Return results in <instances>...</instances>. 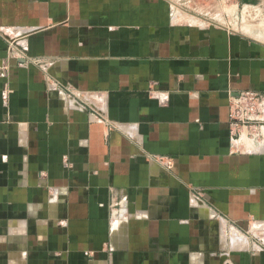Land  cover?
<instances>
[{"label":"crops","instance_id":"0c3cea01","mask_svg":"<svg viewBox=\"0 0 264 264\" xmlns=\"http://www.w3.org/2000/svg\"><path fill=\"white\" fill-rule=\"evenodd\" d=\"M261 37L170 0H0V264H264V149L229 126Z\"/></svg>","mask_w":264,"mask_h":264},{"label":"built area","instance_id":"2783aa9c","mask_svg":"<svg viewBox=\"0 0 264 264\" xmlns=\"http://www.w3.org/2000/svg\"><path fill=\"white\" fill-rule=\"evenodd\" d=\"M170 2L172 4V19L176 23L211 22L225 26L230 30L233 28L224 22L227 14L234 16L239 7H242L244 12L254 11L261 7L242 0H170ZM203 3L208 4L202 6ZM203 7H206L207 11ZM223 13H226L225 17H223ZM188 16H193L197 20H191ZM15 44L16 42L12 40L8 41L7 56L9 58L21 56H14V52L11 51L10 47ZM7 71V62L0 63V77H6ZM229 126L232 142L237 145L239 151L255 153L264 149V92L245 90L232 95ZM150 159L167 170L174 167V162L164 156L152 155Z\"/></svg>","mask_w":264,"mask_h":264},{"label":"rangeland","instance_id":"374dc122","mask_svg":"<svg viewBox=\"0 0 264 264\" xmlns=\"http://www.w3.org/2000/svg\"><path fill=\"white\" fill-rule=\"evenodd\" d=\"M207 4L208 3H203L202 6H207ZM255 5L258 4L256 3ZM203 8H205V11H207L206 7ZM249 13H251V15H249ZM223 14H224L223 17H225L226 13ZM227 15L228 16H226L225 18L226 20L224 22L231 28L242 31L246 34H251L253 36L264 37V7L263 6L258 7L256 10L250 12H244L242 10V7H239L238 12H236L234 16L229 14ZM188 17L191 20H197V18H194L193 16H188ZM10 49L11 51L14 52V56H18V55L23 56V54H25L26 52L24 51V48L18 46L17 43L15 44V46L10 47Z\"/></svg>","mask_w":264,"mask_h":264}]
</instances>
